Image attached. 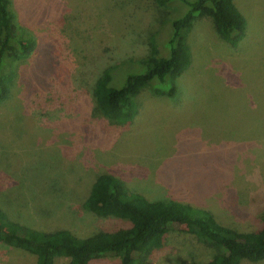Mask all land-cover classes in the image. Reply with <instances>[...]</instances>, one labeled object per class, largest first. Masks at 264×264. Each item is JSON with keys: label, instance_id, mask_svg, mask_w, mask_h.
Returning <instances> with one entry per match:
<instances>
[{"label": "rangeland", "instance_id": "1", "mask_svg": "<svg viewBox=\"0 0 264 264\" xmlns=\"http://www.w3.org/2000/svg\"><path fill=\"white\" fill-rule=\"evenodd\" d=\"M10 2L17 25L34 38L33 51L10 63V94L0 102V207L12 218L79 236L126 228L124 220L81 207L92 180L110 173L149 200L189 203L241 232L260 229L264 0L234 1L247 22L235 48L219 39L210 18L195 21L187 35L191 63L172 78L175 94L143 89L129 125L111 124L96 111L93 81L108 65L150 55L151 38L160 49L157 34L168 31L173 11L158 9L154 0ZM213 254L173 227L143 264H202ZM34 263L28 253L0 245V264Z\"/></svg>", "mask_w": 264, "mask_h": 264}, {"label": "trees", "instance_id": "2", "mask_svg": "<svg viewBox=\"0 0 264 264\" xmlns=\"http://www.w3.org/2000/svg\"><path fill=\"white\" fill-rule=\"evenodd\" d=\"M234 1L154 0L158 9L173 11L168 31L165 35L157 34L162 38L161 48L151 38L150 55L128 56L120 64L100 71L90 91L96 111L111 124L129 125L138 115L136 97L143 89L150 86L155 94L172 97V78L191 63L188 32L200 18H210L219 39L232 48L238 47L246 36L247 22ZM33 49L34 38L17 25L10 0H0V102L10 94V63ZM81 207L96 217L121 219L129 226L89 236H79L64 228L41 231L26 227L0 207V245L28 253L34 257V264H55L59 259H65L66 264H91L104 257H116L119 264H143L163 246L171 229L180 227L213 250L211 259L202 264L264 261V217L260 229L241 232L221 225L210 212L189 203L149 200L110 173H101L92 180Z\"/></svg>", "mask_w": 264, "mask_h": 264}]
</instances>
